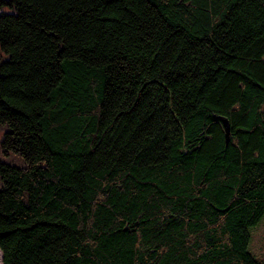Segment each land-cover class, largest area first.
I'll return each mask as SVG.
<instances>
[{
  "label": "trees",
  "instance_id": "obj_1",
  "mask_svg": "<svg viewBox=\"0 0 264 264\" xmlns=\"http://www.w3.org/2000/svg\"><path fill=\"white\" fill-rule=\"evenodd\" d=\"M3 5V264H264V0Z\"/></svg>",
  "mask_w": 264,
  "mask_h": 264
},
{
  "label": "rangeland",
  "instance_id": "obj_2",
  "mask_svg": "<svg viewBox=\"0 0 264 264\" xmlns=\"http://www.w3.org/2000/svg\"><path fill=\"white\" fill-rule=\"evenodd\" d=\"M1 11L12 12L13 9L9 8L7 5H3L2 7H0V12ZM0 53H2L1 50ZM3 132L4 131L0 126V146L3 137ZM0 156H2L3 160L7 161L8 158L4 157L3 154L0 153ZM13 160H15V162L20 163V161L16 160V158H13ZM249 230L251 234L249 246H248L249 250L258 258L264 257V215L256 224L250 225ZM0 264H3L1 249H0Z\"/></svg>",
  "mask_w": 264,
  "mask_h": 264
},
{
  "label": "water",
  "instance_id": "obj_3",
  "mask_svg": "<svg viewBox=\"0 0 264 264\" xmlns=\"http://www.w3.org/2000/svg\"><path fill=\"white\" fill-rule=\"evenodd\" d=\"M221 120L223 122L225 131H226V141H229V137H230V122H229L228 118H226V117H221Z\"/></svg>",
  "mask_w": 264,
  "mask_h": 264
}]
</instances>
